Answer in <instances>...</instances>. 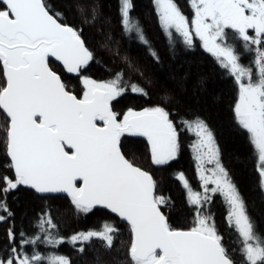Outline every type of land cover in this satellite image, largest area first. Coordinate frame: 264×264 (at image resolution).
Returning a JSON list of instances; mask_svg holds the SVG:
<instances>
[{"label":"snow or ice","instance_id":"obj_1","mask_svg":"<svg viewBox=\"0 0 264 264\" xmlns=\"http://www.w3.org/2000/svg\"><path fill=\"white\" fill-rule=\"evenodd\" d=\"M153 3L167 37L179 34L188 48H194L198 38L234 77L238 85L235 120L258 154L259 189L264 195V0H189L191 18L176 0ZM133 10V0H120L123 31L147 46L159 63L142 24L131 15ZM91 12L92 19L86 22L94 25L96 9ZM62 21L63 14L51 9L46 0H0V113L5 118L0 126V143L8 157L6 166L14 173L11 178H2L0 223L13 217L7 195L25 186L42 196L64 194L77 212L87 214L102 206L127 222L132 239L124 248L114 246L119 230L110 224L101 231L70 237L73 245H91L93 238L103 242L105 258L96 250L94 264H264V233L259 231L249 214V205L224 167L206 121L194 115L191 119L180 118L177 123L161 105L119 111L118 98L125 92L147 96V91L128 84L123 71L108 81L85 76L94 53L82 39V29ZM240 41L245 52L255 51L252 63L258 75L252 66L240 62ZM113 54L119 56L118 50ZM123 59L127 62V57ZM57 62L81 80L79 96L54 70ZM128 67L138 71L131 64ZM168 99L165 97V102ZM180 130L196 137L190 147L199 163L203 188V192L194 191L184 174L178 175L196 210L195 226L188 230L169 223L161 210L168 201L155 195L157 183L153 176L127 158L134 141L122 142L126 136L146 138L153 164L165 166L179 156ZM217 193L227 203V220L241 238L238 249L224 246L212 213L206 210ZM33 226L38 232L31 236L9 226L6 242L0 245V264H71L65 256H45L35 250L38 243H64L58 231H51L57 228L52 215L45 211ZM27 245L33 246L31 252ZM78 250L84 253L85 247Z\"/></svg>","mask_w":264,"mask_h":264},{"label":"trees","instance_id":"obj_2","mask_svg":"<svg viewBox=\"0 0 264 264\" xmlns=\"http://www.w3.org/2000/svg\"><path fill=\"white\" fill-rule=\"evenodd\" d=\"M176 2L185 15L191 18L193 13L189 0ZM46 3L55 12L63 14L62 22L82 29V39L95 57L87 66L85 76L108 81L116 73L123 71L128 84L145 88L147 96L129 90L119 97V111L123 113L129 108L139 111L161 105L172 113L170 118L177 123L180 118L191 119L194 115L206 121L220 148L224 167L249 205V214L255 220L259 231L264 233V195L259 189L258 154L250 143L248 134L237 124L234 116L238 85L234 77L202 47V42L196 38V46L188 48L179 34H174L172 38L167 37L158 21L153 0H133L134 10L131 15L139 19L151 48L159 55L160 62L157 63L147 46L134 35L124 33L120 0H46ZM92 8L97 13L94 25L86 22L92 19ZM80 9L84 11L81 12ZM108 36H111V40L107 39ZM105 44L108 47H104ZM242 44V41L237 43L238 51L243 52L240 62L252 66L258 75V69L252 63L256 56L255 51L245 52ZM117 50L119 56L113 54ZM124 57H127V62ZM128 64L138 71L130 69ZM165 97L170 99L165 102ZM4 122V115L0 113V126ZM125 139L134 141L129 147L127 158L153 176L157 183L155 195L168 201L161 206V210L168 217L169 223L181 230L195 226V206L178 175L183 173L194 191L203 192L198 163L194 159L195 152L190 147L196 137L187 130H180L179 156L165 166L153 164L146 138L126 136L122 137V142ZM2 140L3 135L0 134V141ZM7 162L4 144L0 143V187L3 186L4 176L11 178L14 175L13 170L6 166ZM207 167L211 168L212 165ZM6 200L13 217L6 223H0V245L6 242L9 226L16 231H24L28 236L37 233L38 229L33 225L45 211L52 215L54 223L57 224V228L51 231H58L59 237L64 239V243L59 246L38 243L35 250L45 256H65L71 264H94L95 251L99 250L101 258L104 259L102 241L93 238L91 245H84L82 242L73 245L70 237L90 230L101 231L106 224L119 230L114 239L115 247L124 248L132 239L129 225L118 216L112 215L105 208L97 207L87 214L77 212L70 198L64 194L42 196L33 189L20 186L9 193ZM206 210L212 213L216 230L223 237L224 246L230 250L240 248L241 238L227 220L229 210L224 198L217 193ZM81 246L85 247L84 253L78 250ZM25 247L29 252L32 251L33 246Z\"/></svg>","mask_w":264,"mask_h":264},{"label":"flooded vegetation","instance_id":"obj_3","mask_svg":"<svg viewBox=\"0 0 264 264\" xmlns=\"http://www.w3.org/2000/svg\"><path fill=\"white\" fill-rule=\"evenodd\" d=\"M53 67H54V70L57 71L58 74L61 75L62 79H64L69 84L71 90L79 96L82 92L83 86H82L81 80L76 76V74L67 73L66 70L63 68V66L59 62H57Z\"/></svg>","mask_w":264,"mask_h":264},{"label":"water","instance_id":"obj_4","mask_svg":"<svg viewBox=\"0 0 264 264\" xmlns=\"http://www.w3.org/2000/svg\"><path fill=\"white\" fill-rule=\"evenodd\" d=\"M136 165V164H135ZM137 166V165H136ZM139 167V166H138ZM143 170V169H142ZM38 194V193H37ZM156 194V193H155ZM38 195H41V194H38ZM50 195H61V194H47V195H43V196H50ZM97 208H102V209H104L102 206H97ZM106 209V208H105ZM110 213H111V211L109 210V209H107ZM112 215H114V216H117L116 214H114V213H111ZM122 219V218H121ZM124 221V220H123ZM125 223H127L126 221H124Z\"/></svg>","mask_w":264,"mask_h":264},{"label":"rangeland","instance_id":"obj_5","mask_svg":"<svg viewBox=\"0 0 264 264\" xmlns=\"http://www.w3.org/2000/svg\"><path fill=\"white\" fill-rule=\"evenodd\" d=\"M89 78H91V77H89ZM91 79H94V78H91ZM95 80V79H94ZM98 81V80H97ZM98 82H100V81H98ZM238 102V101H237ZM197 163H198V161H197ZM259 166H260V161H259ZM198 169H199V163H198Z\"/></svg>","mask_w":264,"mask_h":264}]
</instances>
